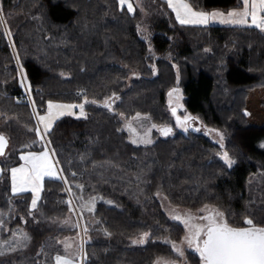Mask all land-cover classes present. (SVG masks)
Instances as JSON below:
<instances>
[{
    "label": "trees",
    "instance_id": "obj_1",
    "mask_svg": "<svg viewBox=\"0 0 264 264\" xmlns=\"http://www.w3.org/2000/svg\"><path fill=\"white\" fill-rule=\"evenodd\" d=\"M132 1L134 13L121 11L118 0H0V114L37 128L35 113L46 112L48 101H89L86 119L65 116L46 137L76 203L98 200L93 211H80L87 229L84 264L176 257L164 239L178 241L185 230L169 218L160 192L191 210L216 205L232 226H246L245 217L264 226V32L181 25L161 0H150L163 7L156 16H144ZM190 1L204 10L241 6V0ZM19 63L30 91L22 86ZM177 87L192 118L224 134V147L206 131L178 128L168 108ZM137 114L172 133L154 132L151 145L132 143L124 118ZM41 143L27 149L42 151L48 145ZM8 149L0 156L6 170L0 176V264H55L63 239L80 234L78 224L68 227L73 210L66 184L45 178L29 214L32 193L13 195L7 171L22 163L25 149L15 156ZM224 152L235 161L231 167ZM144 233H150L145 243H133ZM188 257L200 264L196 254Z\"/></svg>",
    "mask_w": 264,
    "mask_h": 264
},
{
    "label": "snow or ice",
    "instance_id": "obj_2",
    "mask_svg": "<svg viewBox=\"0 0 264 264\" xmlns=\"http://www.w3.org/2000/svg\"><path fill=\"white\" fill-rule=\"evenodd\" d=\"M167 6L173 10L176 14V20L181 25L186 24H208L210 21L219 20L224 24H236L244 25L248 23V17H251V25L264 32V15L258 16L259 12H264V0H241V11H230L227 14L222 12H197L193 11L192 7L185 2V0H165ZM118 5L121 11L126 10L129 13H134L135 8L131 0H118ZM2 12V10H0ZM0 23H3L2 17H0ZM10 35V33H9ZM63 75V74H62ZM22 76V86H25ZM27 90H31V86L27 85ZM178 89H172L169 92L171 97L173 93H177L176 99L179 100ZM115 95V94H114ZM119 99V97H115ZM111 99V98H110ZM84 103H89L85 100ZM84 103L82 104H59L48 101L47 112L45 115H39V124L43 125V128L37 127L35 129H29L35 131L37 136L41 140H44L48 133L51 131L53 122L59 117L64 115H75L72 111L74 108H79V116L87 118L84 112ZM95 103V101H92ZM35 111V102H32ZM105 107L111 109V105L105 101ZM172 114L176 115V107L171 108ZM247 114V113H246ZM139 118V114H137ZM193 119L192 117L185 116L183 121L180 117H177V123L180 125L186 124L187 121ZM155 127V126H153ZM199 131V129H196ZM172 131L171 128H163L161 132L163 135H168ZM220 135L221 147H223V136ZM142 143H151L150 140H141ZM49 146L48 150H43L39 153L29 152L20 156V160L24 163L19 167H13L7 171L10 173L11 180V192L13 195H18L24 192H32L33 198L31 200V206L29 214L37 208V202L40 198L39 194L42 190V181L44 177H56L58 179H64V183L67 184V180L62 176H58V173H62V169H58L57 165L59 161L55 160V150L50 148L51 141H46ZM132 143H137L133 140ZM8 145L7 138L0 134V156L5 155V149ZM222 159L228 167H231L235 161L232 160L227 152L223 153ZM6 170L0 168V174H3ZM73 175H75L73 173ZM76 187H82L77 185ZM71 191V189H67ZM71 205V202H69ZM95 207V198L90 199L85 205L82 206L87 211L91 212ZM202 213L206 212L207 215H201L200 217H194L190 213L185 214L183 218L180 216H174V219L179 220L187 229V234L184 237L183 243H186L188 247L194 248L199 254L201 264H264V226H258L254 223L252 218L245 217L243 224L246 226L237 227L229 224L225 218V214L218 209H209L205 206L200 210ZM3 213H0L2 216ZM197 219L201 223H197ZM3 227V221L0 220V228ZM85 231L87 229L85 228ZM149 234L144 233L139 241L133 243H145V239ZM22 238L27 240L26 234H22ZM172 243L173 250L179 256H183V249H181L174 242ZM16 249L13 248L12 251ZM3 251H0V255H4ZM56 264H74L71 259L64 256L57 255L55 257Z\"/></svg>",
    "mask_w": 264,
    "mask_h": 264
},
{
    "label": "rangeland",
    "instance_id": "obj_3",
    "mask_svg": "<svg viewBox=\"0 0 264 264\" xmlns=\"http://www.w3.org/2000/svg\"><path fill=\"white\" fill-rule=\"evenodd\" d=\"M188 3L190 4V6L192 5L190 0H187ZM131 2L133 3V6L135 8V4L134 2L131 0ZM137 3L140 5V7L142 8V13L144 14V16H156V14L158 13V11H162L163 7H160V4L158 2H154V1H150V0H137ZM2 8L0 7V10ZM136 9V8H135ZM135 12V11H134ZM2 13V12H0ZM6 26V30H7V25ZM142 30L145 32L146 35H143L144 38L149 39V34H148V30H150V26L149 25H145ZM8 35H9V31L7 30ZM10 36V35H9ZM16 55V53H15ZM17 56V55H16ZM17 58V57H16ZM18 60V59H17ZM19 67V71H20V75L22 71L21 65L20 63L18 64ZM133 77H136L137 74L134 72ZM22 77V76H21ZM23 78H24V74H23ZM25 86L26 82L24 81ZM26 88V87H25ZM178 89V87H177ZM178 95L180 97L179 100L176 99L177 93H173V95L170 97L168 94V105H169V111L171 112V115L173 116V119L176 120V125L178 126L179 129L188 132L190 129H199L200 131H206L210 134V136L215 140L218 141L220 144V135L222 134L223 136V147L225 146V136L222 132L220 131H208L203 125H201L200 121L198 119H190L189 121L186 122V124H184L183 126L177 123V117H180V120L183 121L185 116H189L192 117L193 115L189 112H187L186 107L184 105V95H183V91L181 89H178ZM25 99L27 100H31V96L29 94V92L26 93V96H24ZM53 103H59V104H78V103H68V102H53ZM4 104L0 105V109L2 110L4 108ZM172 107H176L177 111H176V115L174 116L172 114L171 108ZM6 110V109H5ZM4 110V111H5ZM75 115H64L59 117V119L65 117V116H74V117H78L79 116V108H74L72 110ZM47 112V111H46ZM46 112L44 113H40L39 115H45ZM85 114L86 111L84 110ZM81 118V117H80ZM35 119L37 122V127H40L41 129L43 128L42 124H39L38 121V117L35 113ZM57 119V120H59ZM57 120H55L53 122V126L54 127L55 123L57 122ZM155 126V127H153ZM164 127L161 125H158L156 123H154L148 116L146 115H141L139 114V118H137V115L135 117L132 118H124V130L129 134L130 140H136L137 143H135L136 145H151L155 140H154V132H158L161 136H165L162 134L161 129H163ZM169 128V127H166ZM29 129H35L32 128L28 123L19 121L18 119H14V118H10V117H6L5 115L0 114V134H3L5 137L8 138V145H9V149H8V153L10 154V156H15V152L18 151L19 149H25L23 151V153L21 155H25L29 152H33L34 150H28L27 148H31V147H35L38 146L42 141H46V137L44 140H41L40 137L37 136L35 131H30ZM52 130V129H51ZM172 133V131L170 132ZM150 140L151 143H142L140 142L141 140ZM20 155V156H21ZM223 156V154H222ZM24 163V161H22L21 164L16 165L14 167H19ZM0 168H2L1 164H0ZM13 168V167H12ZM60 174V173H59ZM1 176V174H0ZM44 177L43 181L45 180ZM43 181L41 183H43ZM68 184V183H67ZM42 191V190H41ZM41 191L39 196L41 197ZM24 193H28V192H24ZM32 193V192H30ZM33 195V193H32ZM75 195H73L74 197ZM159 199L163 205L164 210L166 211V213L168 214L169 218L173 221H175L176 223L181 224L184 227L185 233L182 236V238L178 241L176 240H172L170 238H166L164 239V242L168 241V242H174L176 245H178L181 249H183V256H179L177 255V253L174 251L176 257H158L154 264H190L189 262V253H194L199 257V254L195 251L194 248H190L188 247V245L186 243H183L184 241V237L187 234V229L185 228V226L179 221L174 219V216H180L181 218H183L185 216V214L190 213L192 216L194 217H200L201 215H207L206 212H201L200 210L203 209L205 206H207L209 209H218L219 211L223 212L225 214V218L227 220V222L229 224V218L227 216V214L220 209L218 206L216 205H212V204H208L203 206L200 209L197 210H191L185 207H181V206H177L171 203V201L169 200V198L167 197L166 194L164 193H158ZM40 199V198H39ZM75 199V203H76V198ZM39 201V200H38ZM38 203V202H37ZM80 205H78V202L76 203L75 207H72L73 213L70 214L67 217V222H68V227H72L75 229V226L80 227V234L79 236L81 237V248L82 250H80V253H78L75 250H68L67 248H65L64 246V251L61 254V256H64L68 259H71L74 264H84V258H85V253H84V242H85V225L83 223V217L82 214L80 213V211L82 210L80 207ZM74 216L76 217V224L74 222ZM82 220V221H81ZM197 223H201V221H199L197 219L196 221ZM149 235L147 236V238L150 236V233H148ZM68 236H77V233L75 232H71L68 234ZM142 235H140L139 237H136V241H139V239L141 238ZM66 238V237H65ZM146 238V239H147ZM138 244V242H137ZM171 245L172 247V243H168ZM8 246V245H7ZM6 246V247H7ZM173 249V248H172ZM200 258V257H199ZM56 264V263H55ZM201 264V261H200Z\"/></svg>",
    "mask_w": 264,
    "mask_h": 264
},
{
    "label": "crops",
    "instance_id": "obj_4",
    "mask_svg": "<svg viewBox=\"0 0 264 264\" xmlns=\"http://www.w3.org/2000/svg\"><path fill=\"white\" fill-rule=\"evenodd\" d=\"M157 1V0H156ZM162 2H165V0H161ZM185 2H187L188 3V1L187 0H185ZM166 3V2H165ZM189 4V3H188ZM190 5V4H189ZM166 6H167V4H166ZM191 7H192V9H193V11H197V12H207V13H212V12H222V13H225V14H227L228 12H230V11H233V10H236V11H241L242 10V8H241V6L240 7H238V8H234V9H230V10H220V9H215V10H204V9H201V8H195L193 5H191ZM167 9L172 13V15L175 17V19H176V14H175V12H173V10L171 9V8H169L168 6H167ZM262 15H264V12H259V10H258V16H262ZM177 21V20H176ZM178 22V21H177ZM179 23V22H178ZM180 24V23H179ZM186 25H189V26H198V25H201V26H208V25H212V26H227V25H231V26H252L251 25V17H248V23L247 24H244V25H236V24H224V23H220L219 22V20H213V21H210L208 24H186ZM47 141V140H46ZM42 143H40V145H41ZM48 146L45 148V149H43V150H48ZM42 150V151H43ZM33 152H35V153H39V152H41V151H33ZM54 159L56 160V158L54 157ZM57 168L58 169H60V167H59V164L57 165ZM58 176H62L63 178H64V176H63V174L62 173H58L57 174ZM47 178H56V177H47ZM64 180V179H63ZM66 186H67V188L69 189V185L68 184H66ZM71 192V191H70ZM75 200V199H74ZM88 201H85V202H83V204H81L79 207L82 209V206L83 205H85L86 203H87ZM98 202V200H95V205H96V203ZM76 204V203H75ZM95 208V207H94ZM83 210H86L87 211V209L86 208H84ZM82 221V220H81ZM81 237L79 236V234H77V236L76 237H74V236H67L66 238H64L63 239V244L65 245V248H67L68 250H75V251H77L78 253H80V250H82V248H81ZM64 248V249H65Z\"/></svg>",
    "mask_w": 264,
    "mask_h": 264
},
{
    "label": "built area",
    "instance_id": "obj_5",
    "mask_svg": "<svg viewBox=\"0 0 264 264\" xmlns=\"http://www.w3.org/2000/svg\"><path fill=\"white\" fill-rule=\"evenodd\" d=\"M67 189H68V188H67ZM67 193H68V199H67L66 204H67L68 206L75 207L76 204H75V201H74L73 195H72L71 192L68 191V190H67ZM69 202H71V205L69 204Z\"/></svg>",
    "mask_w": 264,
    "mask_h": 264
},
{
    "label": "water",
    "instance_id": "obj_6",
    "mask_svg": "<svg viewBox=\"0 0 264 264\" xmlns=\"http://www.w3.org/2000/svg\"><path fill=\"white\" fill-rule=\"evenodd\" d=\"M0 44H1V31H0ZM7 138V137H6ZM7 141H8V139H7ZM9 145H7V147H8ZM7 147H6V149H7ZM6 149H5V151H6Z\"/></svg>",
    "mask_w": 264,
    "mask_h": 264
}]
</instances>
